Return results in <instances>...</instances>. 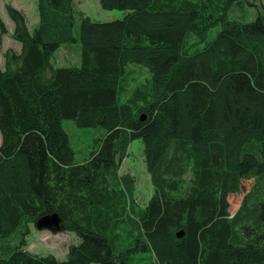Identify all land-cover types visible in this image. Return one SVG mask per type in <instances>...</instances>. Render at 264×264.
Listing matches in <instances>:
<instances>
[{
  "label": "trees",
  "instance_id": "trees-1",
  "mask_svg": "<svg viewBox=\"0 0 264 264\" xmlns=\"http://www.w3.org/2000/svg\"><path fill=\"white\" fill-rule=\"evenodd\" d=\"M243 1L99 0L125 11L99 21L36 0L32 31L7 6L21 50L0 68V264H130L138 248L157 264H264V198L233 214L227 199L264 180V4L231 18ZM76 42L78 65L50 63ZM63 119L104 129L81 160ZM135 139L153 189L141 208L118 174ZM52 212L79 239L64 260L13 243Z\"/></svg>",
  "mask_w": 264,
  "mask_h": 264
},
{
  "label": "rangeland",
  "instance_id": "rangeland-1",
  "mask_svg": "<svg viewBox=\"0 0 264 264\" xmlns=\"http://www.w3.org/2000/svg\"><path fill=\"white\" fill-rule=\"evenodd\" d=\"M248 1V2H247ZM243 1L240 7L230 14L231 18L240 20H252L260 5L264 4V0H247ZM75 11L84 16H88L93 20L108 21L112 19H120L123 17L122 10L102 9L99 0H74ZM7 6H11L22 12L26 19L27 27L30 31L36 26L38 15L36 12V0H0V18L2 19L6 32L0 37V68L4 69L6 53L19 54L21 50L20 43L13 40L11 37L14 23L7 13ZM79 17L76 18L74 27V35L77 37V24ZM220 26H216L210 35H213ZM50 63L53 66H70L79 64V44L67 43L62 44L52 54ZM17 64H13L15 67ZM129 67L142 69L146 73L147 68L138 64H129ZM62 127L68 134L70 146L75 151L76 160H81L88 155L90 147L103 135L104 129L101 126L96 127H78L71 119H63ZM1 139V138H0ZM128 173L133 178L134 184V205L135 208H141L152 194V185L149 174L144 165L142 154V143L139 140H132L129 143L126 157L121 161L118 169V174ZM189 173L184 176L188 178ZM255 189L258 192L259 198H264V180L256 181L255 179H246L242 181V191L228 196L229 212L233 214L241 204L244 195ZM124 234L127 233L129 227H125ZM129 234V233H128ZM136 231H134V235ZM130 236V235H129ZM127 236L125 244L127 247H134L132 237ZM131 239V240H130ZM23 240L24 247L40 255H52L58 260H64L71 245L79 242L78 237L74 232L61 230L51 232L48 230H38L34 223L27 224V233L22 238L16 236L13 238V243L18 244ZM152 262V263H151ZM98 264V263H93ZM130 264H157L152 252H143L139 248L132 252V262Z\"/></svg>",
  "mask_w": 264,
  "mask_h": 264
},
{
  "label": "water",
  "instance_id": "water-1",
  "mask_svg": "<svg viewBox=\"0 0 264 264\" xmlns=\"http://www.w3.org/2000/svg\"><path fill=\"white\" fill-rule=\"evenodd\" d=\"M34 226L38 230H48L58 232L64 230L61 216L57 212L41 215L35 222ZM177 237L182 236V232H177Z\"/></svg>",
  "mask_w": 264,
  "mask_h": 264
}]
</instances>
